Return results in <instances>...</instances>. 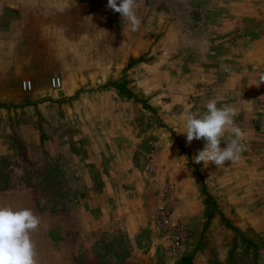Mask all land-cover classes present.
I'll list each match as a JSON object with an SVG mask.
<instances>
[{
    "label": "rangeland",
    "instance_id": "374dc122",
    "mask_svg": "<svg viewBox=\"0 0 264 264\" xmlns=\"http://www.w3.org/2000/svg\"><path fill=\"white\" fill-rule=\"evenodd\" d=\"M210 1L136 0L135 12L142 23L133 32L126 19L107 7L108 0H75V16L82 21L80 23L89 21V33L95 31V35H88V41L75 51V71L81 74L95 71V75L105 80L104 84L115 80L113 71L105 73L109 68L104 65L107 57L102 33V23L111 12L114 35L128 32L130 37L131 32L133 36L141 33L144 42L154 40L159 48L172 44L173 56L169 61L176 66L167 68L170 74H177L176 82L184 83L176 84L175 88L173 84L167 87V81L162 80L168 72H161L165 74L159 80L161 88L164 92L174 88L170 91L174 97H171L170 107L164 103L167 98L160 97L158 103L160 101L164 111L148 114L134 106L136 101L142 103L151 99L155 73L150 67H137L135 63L127 68V72L133 71L127 85L136 92L133 102L120 104V110L128 114L129 131L133 129L139 137H144L145 146L151 140L159 144L166 139L174 142L171 147L165 143L158 148L152 145L144 148V154H149L152 148L155 150L156 162L151 163L147 155L134 171V177L138 175L136 179L116 178L115 181L123 184L121 191L127 192L122 196L114 180H108L107 184L111 185L106 187L104 180L95 179L92 185L96 186L89 187V181L82 177L83 172L75 173V164L56 162L55 148L35 144L26 148L22 133L14 129L23 122L22 116L15 120L6 115L0 117V207L29 208L41 218L39 228L32 234L36 264H264V95L261 94L264 84L254 89L255 96L261 94L259 104L251 100L252 92L248 98L240 96L229 102L228 106L237 113L234 124L244 134L241 142L245 151L238 160L226 162L220 168L213 164L204 166L203 162L196 164L194 157L205 142L194 139L188 144L183 134L188 114H204L212 99L217 101L218 107L227 105L226 92L209 91L202 81L204 71L196 68L198 75L194 76L191 70L195 68L188 67L200 61L198 28L221 13L218 3ZM249 4L247 13H242L238 20L243 24L245 39L264 35V0H249ZM215 8L216 12L212 10ZM208 12L212 13L211 18H207ZM86 26L81 24L79 30ZM137 43L139 40L133 45ZM90 46L94 47L92 52ZM182 62L189 63L186 67ZM260 66L258 78L264 74L262 64ZM137 76L142 82H136ZM137 90H141L143 98H136ZM125 134L127 136L128 132ZM232 138L230 129L226 130L221 147ZM167 190L174 215L189 233V242L179 256H170L164 250L152 256L146 233L155 210L166 199ZM135 214L139 217L134 218Z\"/></svg>",
    "mask_w": 264,
    "mask_h": 264
},
{
    "label": "crops",
    "instance_id": "0c3cea01",
    "mask_svg": "<svg viewBox=\"0 0 264 264\" xmlns=\"http://www.w3.org/2000/svg\"><path fill=\"white\" fill-rule=\"evenodd\" d=\"M211 1L218 3L221 13L205 26L201 24L197 30L201 35L197 45L200 61L188 65L195 68L191 74L198 75L196 68L204 71L203 84L211 92H226L224 99L227 105L233 98H248L251 92V100L257 105L260 95H264L263 91L255 96L254 90L259 80L256 74L260 64L264 69V35L245 39L243 24L238 21L242 13L249 10V0H222L220 4L216 0ZM212 10L217 11L216 8ZM86 16L89 19L88 14ZM110 16L111 12L102 23L107 57L104 65L109 68L105 73L113 71L114 81L118 83L104 84L105 80L95 75V71H87L86 74L75 71V51L88 41V35H95L94 29L88 32L89 21L80 23L82 21L75 16V0H0V117L6 115L15 120L22 116L23 122L14 129L20 135L22 133L26 148L30 144L55 148L56 162L75 164V173L82 171L89 187L96 186L92 185L95 179L104 180L106 187L111 185L107 184L108 180H114L113 184L122 196L127 192L121 191L123 184L115 179L134 177L138 164H143L147 155L155 164L157 157L153 148L174 142L166 139L159 144V141L151 140L147 145L153 148L149 154H144L147 147L144 137H139L133 129L129 131L128 114L120 110V104L133 102L136 92L127 85L133 72H127V68L135 63L137 67H150L155 73L152 75L151 99L142 103L136 101L134 106L141 107L148 114L164 111L160 101L158 103L160 97H166L164 103L170 107L171 97H174L170 91L184 81L176 82L177 74H170L168 70L170 65L176 66L170 63L172 60L169 61L173 56L172 44L159 48L154 40L144 42L141 33L133 36L131 32L130 37L128 32L114 35ZM208 17H212L211 12L207 13ZM81 24H87L82 31L79 30ZM131 40H139V43L133 45ZM92 47L89 48L91 52ZM83 51H87L85 46ZM144 56L147 58L141 60ZM188 63L182 62V65L187 67ZM164 70L167 75L161 74ZM164 75L162 81H167V87L171 84L174 87L166 92L159 81ZM56 76L61 78L62 85L60 89L53 90L50 79ZM25 79L31 82V92H25L21 87ZM137 81L142 82L138 76ZM190 83L192 87L193 81ZM137 92L136 98L143 95L141 90ZM126 132L134 138H128ZM138 217V214L134 215V218Z\"/></svg>",
    "mask_w": 264,
    "mask_h": 264
},
{
    "label": "clouds",
    "instance_id": "9594fccd",
    "mask_svg": "<svg viewBox=\"0 0 264 264\" xmlns=\"http://www.w3.org/2000/svg\"><path fill=\"white\" fill-rule=\"evenodd\" d=\"M107 7L119 13L122 19L130 24L131 31H137L142 23L135 12L136 0H108ZM264 84L261 74L256 84ZM204 114L191 113L186 116L183 133L188 144L195 140H203L204 148L194 157V163L204 166L213 164L217 168L226 162H234L245 151L243 132L234 124L236 110L228 105L218 107L215 99L206 105ZM233 138L221 147L222 137L226 130ZM171 147V143H170ZM41 224V218L29 208L14 209L0 207V264H36L35 245L32 234Z\"/></svg>",
    "mask_w": 264,
    "mask_h": 264
},
{
    "label": "built area",
    "instance_id": "2783aa9c",
    "mask_svg": "<svg viewBox=\"0 0 264 264\" xmlns=\"http://www.w3.org/2000/svg\"><path fill=\"white\" fill-rule=\"evenodd\" d=\"M62 81L59 77L50 79V86L53 90L60 89ZM22 89L28 92L32 89L29 81H23ZM170 191H166V199L159 206L152 218V225L147 230L146 238L149 243V251L152 256L160 250H164L170 256H179L189 242V233L182 222L174 215L170 202Z\"/></svg>",
    "mask_w": 264,
    "mask_h": 264
}]
</instances>
